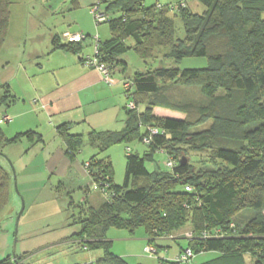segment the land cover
Here are the masks:
<instances>
[{"label":"trees","instance_id":"1","mask_svg":"<svg viewBox=\"0 0 264 264\" xmlns=\"http://www.w3.org/2000/svg\"><path fill=\"white\" fill-rule=\"evenodd\" d=\"M196 1L204 7L199 13L187 6L174 12L158 10L153 4L146 5V0L98 2L104 4L103 10L109 15L111 32V38L100 43L98 56L112 63L110 69L126 65L121 55L128 49L143 61L165 48L163 56L174 62L203 57L206 65L134 72L129 77L127 93L138 109L125 107L124 128L87 133L88 143L96 149L89 159L87 174L99 188L107 184L109 195L100 206L82 209L80 229L71 237L87 250L102 251L96 264H127L111 252L112 241L106 237L110 227L129 234L143 228L147 243L156 250L159 238L178 239L176 234L190 231V239L180 237L186 239L185 247L196 255L205 251L219 253L218 259L198 264H225L231 258L243 260V255L251 256L254 264H264V0ZM10 4V0H0V47L9 24ZM176 19L182 24V36L176 34ZM126 38L133 43H123ZM52 42L54 48L79 50L78 42ZM169 83L196 85L206 95L222 89L226 94L217 99L229 110L222 115L214 106L175 105L158 99L160 85ZM2 87L3 97L8 98V89ZM140 105L144 109L140 110ZM157 109L166 113L159 114ZM207 120H212L207 131H189ZM144 126L158 128L162 134L151 138L142 156L126 154L123 183L117 185L105 152L114 144L141 142L147 134ZM58 134L67 153L81 148L82 135L69 133L67 126L59 127ZM26 136L41 140L32 132ZM20 137L7 139L0 131V147ZM157 151L166 159L172 158L175 165L165 166L168 170L149 171L145 161ZM190 152L207 153L208 162L221 166L194 170ZM181 158L186 162L181 164ZM186 186L191 189L186 190ZM9 191L10 175L0 165V212L8 203ZM242 209H250L253 215L240 230L231 217ZM230 223L234 228H229ZM218 229L221 237H201L204 231L213 233ZM24 256L6 258L0 264H25ZM157 259L158 264H172L168 259Z\"/></svg>","mask_w":264,"mask_h":264},{"label":"rangeland","instance_id":"2","mask_svg":"<svg viewBox=\"0 0 264 264\" xmlns=\"http://www.w3.org/2000/svg\"><path fill=\"white\" fill-rule=\"evenodd\" d=\"M46 1L10 0L9 24L7 30L3 32V42L0 47V67L4 64L13 63L28 51L45 48L44 45L49 44V41H47L48 39L45 40L43 36L45 32H50L54 26H67L72 31L75 30V27L83 25L84 29L90 30L87 32L90 35L89 37L98 33L103 42L111 38L109 23L97 24L90 13V8L93 5L86 6L85 10L83 6L84 0H78L81 3L78 7L76 6L77 0H61L54 9H50V4ZM145 4H153L158 10L163 8H167L170 12L179 10H170L168 5L172 3L160 4L155 3V0H146ZM158 4L161 5V8L157 7ZM103 6L104 4L102 3L100 7L103 9ZM195 9L199 13L204 7L201 4H197ZM113 15L116 16V14ZM175 23L176 34L182 36V24L179 19H176ZM123 43L132 44L133 40L126 38ZM165 50V48H159L153 58L143 61L134 50L128 49L121 58L126 64L125 76H131L134 72L150 70L156 67L174 66L182 70L186 68H202L206 65V59L203 57H185L179 62H174L172 59L163 56ZM43 58L44 56L41 57V60ZM102 63L110 66L112 64L107 61ZM111 69L109 68L110 74ZM126 79H129V77ZM0 86H2L1 83ZM1 89L3 92V87ZM122 90V98L125 105L127 99L124 95L123 85ZM225 94L224 90L218 89L211 95H206L196 85L169 83L160 85L157 97L161 100H168L175 105L214 106L219 114L224 115L229 110V107L225 106L217 98L225 96ZM136 107L135 111L138 109L137 105ZM139 109H144V106L140 105ZM211 124L212 120H207L197 124L189 131L191 133L204 132L210 128ZM86 144V136H84L81 147L83 148ZM27 147L29 146L24 141H17L11 147H5L4 145L0 147L2 153V155L0 154V165L10 175L9 200L6 207L0 212V261L6 258L14 260V256L25 255L24 258L26 260H23L25 264L95 263L102 251L100 249H83L82 242L72 238L71 235L80 229L79 219L83 217L82 209L85 206H100L106 200L105 195L93 186L94 183L91 185L92 190L82 192V190H78L71 180L67 181L60 177L54 178V181L52 180L54 184L52 187L46 182L43 184L45 185L44 187L41 183L40 187L37 188V183L33 184L31 178L28 177V173L24 172L21 174L19 172L20 156H22L24 163L28 164V169L33 165L41 164L34 158V151L31 152L30 150V154L24 152ZM126 147H130V153L138 156H142L147 151V146L138 140H133L126 144H114L108 148L105 155L109 156L114 170L113 180L117 185H121L124 179ZM188 156L190 157L191 168L194 170L209 169L219 165L208 162L207 153L190 152ZM165 159L166 156L163 153L154 152L151 160L145 161V166L149 171L154 169L168 170L164 165ZM37 175H40V173ZM23 177H25V182H29L30 185H34L33 187L36 188L27 187L25 189L22 184ZM58 178L61 179L60 182H58ZM40 179L37 178V182ZM252 215L250 209H242L236 215H233L231 220L242 230ZM262 215L264 216V207ZM176 236L178 239L172 240L180 242L184 247L186 239L180 238L181 236L183 237L182 232L176 234ZM106 237L112 240L114 249L128 254L126 259L132 264H158L157 258L163 255L162 249H158L155 256H151L144 251V247L148 243L143 228H138L133 234H129L124 229L110 227L106 232ZM173 249H177L175 243ZM218 258V252L205 251L197 254L193 262L198 264ZM242 263L254 264V259L251 256L243 255V260L231 258L225 264Z\"/></svg>","mask_w":264,"mask_h":264},{"label":"crops","instance_id":"3","mask_svg":"<svg viewBox=\"0 0 264 264\" xmlns=\"http://www.w3.org/2000/svg\"><path fill=\"white\" fill-rule=\"evenodd\" d=\"M178 1L180 0H155V3L167 4ZM95 2L96 0H84V9L86 10V6L94 5ZM79 4H81L80 1L76 6L78 7ZM197 4L199 3L196 0H189L187 7L196 12ZM11 24L12 22L10 27ZM74 29L71 31L67 26H54L43 36L49 41L48 45H44L45 48L28 51L13 63L0 67V83L6 86L9 92V97L4 98L0 88V131L7 139L21 135L15 142L5 144V147H11L17 141H24L29 146L24 152L34 151V158L41 164L33 165L28 169V164L24 163L20 156L19 172L28 173L33 184L37 183V188L41 183L44 187L43 184L46 182L52 187L54 186L52 180L60 177L67 181L71 180L78 190L88 192L93 188L84 165L96 154V149L88 143L86 138L87 144L83 148L81 147L73 154L67 153L65 144L58 134V128L67 126L69 133L83 137L87 136L91 130L119 131L123 129L127 114L122 98V85L130 76H125V66L119 64L111 69V74L109 71V80H106L97 68L86 65L84 61L86 56L95 57L94 41L87 33L90 30L84 29L83 25ZM77 33L88 36L85 40L78 42L77 52L54 48L52 40H57L59 43L71 42L69 38ZM98 38L99 42L103 43L99 35ZM122 56L123 54L121 58ZM156 111L159 114L166 113L162 109ZM29 132L40 136L41 140H36L35 136L27 137L26 134ZM127 148L131 152L130 147L125 149ZM38 173L40 175H37ZM37 178L41 179L37 182ZM22 184L25 189L36 188L29 182H25V177ZM174 243L177 249H173ZM155 245L157 250L163 251V255L158 258L168 260L178 255L183 248L180 242L167 237L159 238ZM111 247L114 255L121 257L127 264H132L126 259L127 253L114 249L113 243Z\"/></svg>","mask_w":264,"mask_h":264},{"label":"built area","instance_id":"4","mask_svg":"<svg viewBox=\"0 0 264 264\" xmlns=\"http://www.w3.org/2000/svg\"><path fill=\"white\" fill-rule=\"evenodd\" d=\"M186 2H187V0H180L178 2L169 4L168 8L170 10H177L180 8H184V7H186ZM157 7L161 8V5L158 4ZM90 12H91V14H92V16H93V18L97 24L109 21V15L104 12V10L100 7V5L98 3L94 4L90 8ZM86 38H88L87 35H85L83 33H77V34L72 35L69 38V40L71 42H80L82 40H85ZM90 38L94 41L95 57L91 58L89 56H86L85 60H84L85 64L88 66H93V67L97 68L104 75V78L106 80H109V68H108L109 65H105L104 63H102V61L100 60V58L98 56V48H99L98 35L95 34V35L91 36ZM130 85H131L130 79L124 80V82H123L124 95L127 99L125 107L127 109L134 110L137 108L136 104L134 103V101L131 98H129V95L127 93V89L130 87ZM144 128L146 129L147 134L142 138L141 142L145 145H148L151 142V138L154 135L162 134L161 130H159L158 128H155L153 126H144ZM126 151H127V153H129L130 152L129 148H127ZM164 164L166 167L172 168L175 165V161L172 158H167L165 160ZM84 168L87 172L88 168H89L88 162L84 165ZM93 186L96 187L103 195H105V198L107 199V196L109 195V192H107V190H106L107 184H104V186H101L100 188L95 183L93 184ZM185 189L190 190L191 188H190V186H186ZM229 228H234V224L230 223ZM182 235L188 239H190L192 237V233L190 231L182 233ZM211 236L221 237L222 232L220 229H218V230H215L213 233H210L208 231H204L201 235L202 238H207V237H211ZM83 249H85V248H83ZM144 251L151 256H155L157 253L156 248L151 244H147L144 247ZM195 256H196V254L189 247H184L179 252V254L176 255L170 261H172V264H194L193 260H194ZM88 264H96V262L95 263L90 262ZM159 264H163V263L161 262Z\"/></svg>","mask_w":264,"mask_h":264},{"label":"water","instance_id":"5","mask_svg":"<svg viewBox=\"0 0 264 264\" xmlns=\"http://www.w3.org/2000/svg\"><path fill=\"white\" fill-rule=\"evenodd\" d=\"M59 1H61V0H47L46 2L48 3V4H50L49 5V8L50 9H54L56 6H57V4L59 3ZM0 154L2 155V153L0 152ZM7 159V158H6ZM186 162V159L185 158H181L180 159V163L181 164H183V163H185ZM22 209H23V207H22ZM22 209H21V211H22ZM13 258H15V256L13 257Z\"/></svg>","mask_w":264,"mask_h":264},{"label":"bare ground","instance_id":"6","mask_svg":"<svg viewBox=\"0 0 264 264\" xmlns=\"http://www.w3.org/2000/svg\"><path fill=\"white\" fill-rule=\"evenodd\" d=\"M108 68H109V66H108Z\"/></svg>","mask_w":264,"mask_h":264}]
</instances>
